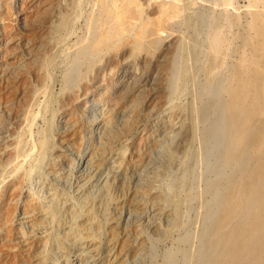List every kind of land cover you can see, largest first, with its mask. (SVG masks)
Instances as JSON below:
<instances>
[{
  "label": "rangeland",
  "instance_id": "374dc122",
  "mask_svg": "<svg viewBox=\"0 0 264 264\" xmlns=\"http://www.w3.org/2000/svg\"><path fill=\"white\" fill-rule=\"evenodd\" d=\"M23 1V17L38 7L43 13L25 26L20 0H0V69L5 55L13 62L29 49L36 57L56 42L59 0ZM74 1L80 15L59 48L49 89L26 75L0 92V109L8 110L0 153L16 144L21 150L13 163L0 160V264L25 257L18 231L28 236L27 225L19 228L14 213L6 219L32 202L29 193L53 217L33 229L37 264H200L227 179L244 168L224 165L223 103L242 66L252 71L257 61L264 75L248 28L253 11L264 14V0ZM216 30L224 45L212 64L208 39ZM103 38L115 47L84 54ZM5 42L16 49L4 54ZM97 125L102 142L93 139ZM48 129L54 147L43 149ZM85 155L92 161L81 167ZM170 209L178 228L168 221Z\"/></svg>",
  "mask_w": 264,
  "mask_h": 264
},
{
  "label": "bare ground",
  "instance_id": "6f19581e",
  "mask_svg": "<svg viewBox=\"0 0 264 264\" xmlns=\"http://www.w3.org/2000/svg\"><path fill=\"white\" fill-rule=\"evenodd\" d=\"M22 4H24V1L20 0L17 14L19 20L25 26L28 24L31 16L43 13L42 9L38 7V10L34 14L29 15L26 13L25 17H23ZM5 5L7 6V4ZM78 8V1L76 3L74 0H59L56 2V11L53 13L52 18V21L54 20L55 23L54 31H51L52 38L56 42L53 47H48L44 53H39L35 57L31 50L25 49L23 50L24 53L20 52L22 57L19 55L13 62L7 60L8 55L3 56L5 65L1 66L2 68L0 69V92L12 87L14 77L26 80V75H28V79L35 83L43 82V90L44 88L46 90L49 89L48 87L53 82V72L58 67L59 48L63 44L65 37H67L65 35L71 32L72 26H74L79 17L78 15H80ZM4 13L10 14L8 6L4 8ZM248 28L250 32V50H253L255 54H259V56L264 58V14L253 11ZM121 35L116 34L114 36L118 40L121 38ZM208 40L210 46L215 51L214 58H211L210 61L212 64H215L217 62V55L223 48L224 40L218 30L213 31ZM93 45L94 47H91L92 50L85 51V55L93 54V52L100 53L103 49L107 50L115 47L113 38H103V40H99ZM2 48L3 53L7 54L15 50L16 45L5 42ZM89 49L90 47L87 48V50ZM251 64L253 66L252 71H248L242 66L241 70L233 77L231 83L226 87L225 91L228 97L226 102L223 103V109L226 112L225 127L229 145L224 157V165H242V168H244L241 169L238 176H230L227 179L228 186L221 199V212L214 219L212 239L208 244L209 252L200 264H264V75H262L257 61H253ZM259 81L261 82L260 84ZM65 91V88H60V92L63 93ZM29 94L30 92H25L22 97L21 102H23L25 107L30 104ZM39 111L40 109L36 113ZM7 112L6 108L0 109L1 122L4 120L3 116L4 114L7 115ZM32 118H35V116ZM184 126L188 129L190 128V133L192 134L191 124L184 123ZM105 127L106 129H110L109 123ZM95 129L98 130H95L96 134L93 139H99L102 142L104 138H101L100 127L98 128L97 125ZM50 133L49 129L45 131L42 142L43 149L54 147V141ZM111 136L112 134L110 133L107 137ZM2 137V134H0V142L3 139ZM16 145V147L4 149L0 153L1 162L10 164L20 157L21 150L19 144ZM124 159L125 155L121 153L117 162L121 164ZM91 161V157L85 155L80 162V166H87ZM21 166L23 165L21 164ZM29 197L32 202H28L26 207L18 213H15V210H11L6 219L11 222L15 214L17 216L15 218L18 222L17 226L20 228L21 225H27L29 230L28 236L25 235L26 232L23 228H20L18 231L20 242L23 244V247H26L25 257L18 258L19 264H37L39 262V258L32 254L34 242L32 240V232L37 226L53 219L49 206H42L34 198L38 197L35 194L29 193ZM158 197H160L159 194ZM162 203L173 206L172 202ZM26 210L29 212H26ZM36 210H38V214L35 215ZM172 212L173 210L170 209V214L167 218L172 227L176 228L178 226L176 225L177 220ZM80 213L81 210L78 209L76 214ZM77 232L79 233V239H82V230L77 228Z\"/></svg>",
  "mask_w": 264,
  "mask_h": 264
}]
</instances>
